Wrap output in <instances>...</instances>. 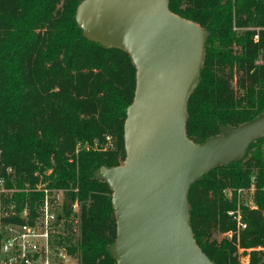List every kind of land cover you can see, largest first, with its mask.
<instances>
[{
    "label": "trees",
    "instance_id": "obj_1",
    "mask_svg": "<svg viewBox=\"0 0 264 264\" xmlns=\"http://www.w3.org/2000/svg\"><path fill=\"white\" fill-rule=\"evenodd\" d=\"M81 1L0 0L2 160L12 168L10 184L24 188L42 177L79 199V231L60 238L79 264H117L110 251L117 236L113 191L95 171L126 158L124 123L137 69L128 52L84 35L75 18ZM169 7L210 32L188 101V136L202 143L222 125L263 115L264 0H169ZM253 182L257 208L224 192ZM41 195L22 190L17 198L36 211ZM188 202L196 241L216 264H241L238 243L250 249L249 264H264V137L243 159L193 182ZM238 207L246 228L219 239L237 231L229 211Z\"/></svg>",
    "mask_w": 264,
    "mask_h": 264
},
{
    "label": "water",
    "instance_id": "obj_2",
    "mask_svg": "<svg viewBox=\"0 0 264 264\" xmlns=\"http://www.w3.org/2000/svg\"><path fill=\"white\" fill-rule=\"evenodd\" d=\"M75 18L86 37L128 52L137 69L126 158L95 171L113 191L117 264H216L196 241L188 191L216 165L243 159L264 137V114L222 125L202 143L188 136V101L210 32L173 12L169 0H82Z\"/></svg>",
    "mask_w": 264,
    "mask_h": 264
},
{
    "label": "built area",
    "instance_id": "obj_3",
    "mask_svg": "<svg viewBox=\"0 0 264 264\" xmlns=\"http://www.w3.org/2000/svg\"><path fill=\"white\" fill-rule=\"evenodd\" d=\"M2 153L0 123V264H79L67 245L60 242L68 233L79 231V199L69 198L64 189L50 187L42 177L35 184L26 183L24 188L10 184L12 168L5 166ZM22 190L42 193L36 211L28 201L19 202L17 193ZM227 194L232 196L233 191ZM229 212L239 228L247 226L240 207Z\"/></svg>",
    "mask_w": 264,
    "mask_h": 264
},
{
    "label": "rangeland",
    "instance_id": "obj_4",
    "mask_svg": "<svg viewBox=\"0 0 264 264\" xmlns=\"http://www.w3.org/2000/svg\"><path fill=\"white\" fill-rule=\"evenodd\" d=\"M233 85L235 86V88H237L235 80L233 81ZM107 141H109V142H107V144H110V146L114 145V140H112L111 137H109ZM239 189H234L232 187H227L225 189L226 190L225 194H227L228 190H232L233 191L232 196H229L227 194V197L229 199L232 198L235 195V193H236L238 195V199L242 198V201H244L245 204H247L251 208H257L256 203H255L256 186H255L254 182L249 187H244L242 192L238 191ZM225 190H224V192H225ZM240 192H241V194H240ZM240 213L242 214V211ZM229 214H230V212H229ZM230 215L237 222V219L234 217V215L233 214H230ZM242 219H243V216H242ZM245 228H239L238 225H237V231L229 230V231H227L225 233H218V234H216V237H218L220 239V238L225 236V237H228V238L231 239V238H233L234 235H236V234L239 235V232L241 230L245 229ZM249 252H250V249L243 248L242 246H240L239 243L237 244V255L239 257V260H240L241 264H249V262H250V254H249Z\"/></svg>",
    "mask_w": 264,
    "mask_h": 264
}]
</instances>
